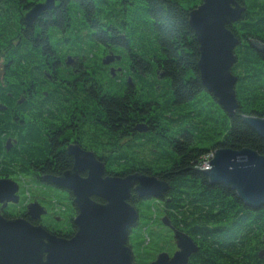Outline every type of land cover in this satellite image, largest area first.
Here are the masks:
<instances>
[{"label":"trees","instance_id":"1","mask_svg":"<svg viewBox=\"0 0 264 264\" xmlns=\"http://www.w3.org/2000/svg\"><path fill=\"white\" fill-rule=\"evenodd\" d=\"M43 1L0 0V62L6 63L8 74V87L0 92V104L6 101V93L16 100L7 106L8 113L0 111V133L7 132L16 142L5 153L0 169L58 174L70 166L65 158L58 165L50 164L48 158L57 150L50 153V146L33 143L34 126L28 131V142L18 138L17 99L25 93L26 101L33 102L30 93L34 84L50 75L52 48H59L57 54H61L69 46L114 47L110 54L120 59L113 62L126 71L124 83L130 79L133 85L124 98L117 97L122 94L121 88L115 92L103 86L100 70L117 87L111 73L101 69L105 65L99 53L90 50L85 54L89 63L85 68L89 73L84 78L90 88L88 93L98 96L95 101L103 111L100 119L105 124V138L114 144L105 151L115 161L105 164L106 173L154 176L167 184L164 195L171 200L170 222L197 247L187 264H264V205L258 210L245 207L234 192L210 185L203 172L210 155L218 149H251L264 156V141L245 122L246 118L264 119V53L254 47L264 45V0H239L245 12L228 27L238 41L233 50L236 62L231 68L237 79L234 92L238 107L233 117L204 89L197 72L198 45L187 21L188 11L201 0H125L123 6L127 9L120 10L122 17L116 20L110 15L122 0H56L52 10L27 28L25 14ZM116 23L120 32L115 29ZM54 52L56 55L55 49ZM61 55L66 62L65 54ZM77 78L76 75L71 85L78 93L81 82ZM42 92L38 90L39 95ZM101 94L103 97H99ZM134 99L136 104L130 103ZM133 110L138 113L136 122L132 121ZM149 110L154 130L138 133L140 145L120 143L130 137L140 117L148 115ZM11 115L15 124L7 123ZM4 144L2 140L0 148ZM147 149L149 154L145 156ZM146 201L153 199L132 195L129 203L136 209L138 203ZM11 208L15 206L9 205L2 212L5 218L25 217V211ZM39 226L58 237L68 238L72 233L69 229ZM134 234L129 231V247ZM132 259L133 264H146L138 261L133 252Z\"/></svg>","mask_w":264,"mask_h":264},{"label":"water","instance_id":"2","mask_svg":"<svg viewBox=\"0 0 264 264\" xmlns=\"http://www.w3.org/2000/svg\"><path fill=\"white\" fill-rule=\"evenodd\" d=\"M55 2L44 0L35 4L24 16L25 26L31 28L44 12L54 8ZM244 12L239 0H201L188 11L187 23L198 45L196 68L201 85L229 117L234 116L238 107L234 92L237 79L231 73L238 41L228 27L240 20ZM254 47L264 53V45ZM119 59L108 54L101 62L107 66ZM113 71L111 68L110 73ZM245 122L264 141V119L246 118ZM135 130L147 131L143 125ZM10 147L7 143L6 149ZM69 154L73 157L72 169L44 180L72 193L78 209L73 219L75 233L71 238L58 237L23 217L5 218L2 211L8 204L19 202V187L12 180L0 179V264H133L127 238L137 224L138 212L129 203L130 197L162 199L167 184L154 176L137 173L109 175L92 153L75 149L69 150ZM207 165L209 169L203 172L210 185H221L234 192L252 210L264 205V156L251 149H218L210 155ZM83 171L87 176L80 178ZM45 214L36 202L26 207L30 220L37 221ZM161 223L168 226L165 217ZM173 239L177 248L173 256L160 253L150 264H186L196 253L197 247L186 234L174 231Z\"/></svg>","mask_w":264,"mask_h":264},{"label":"flooded vegetation","instance_id":"3","mask_svg":"<svg viewBox=\"0 0 264 264\" xmlns=\"http://www.w3.org/2000/svg\"><path fill=\"white\" fill-rule=\"evenodd\" d=\"M124 3L125 0H122L115 6V12L110 15L112 16L113 20L120 19L122 17L119 11L127 9L123 6ZM132 4H134V1L132 2ZM104 12L107 13V9H104ZM117 28L118 23H116L115 29L117 32H120V30H118ZM54 49L56 51V55H54ZM58 50L59 48L54 47L52 48V51L50 53L51 58L54 59L53 63H51L49 66L50 75H46L45 73H43L44 75H46V78L43 79V81L37 80L36 84H34V91L30 93L33 102L28 103L26 101L27 95H25V93L22 94V96H19V98L17 99V109L20 117V127L18 126V129L20 128V134L18 135V138H21L22 140H26V142H28V140L26 139L27 134H29L28 131L31 126H34L36 137L33 143H35L36 146L39 147L48 145L50 146V153H53V151L57 150L56 152L57 154H59V157L57 154H55L48 158L50 164L58 165L62 161L61 159L65 158L67 162H69L70 166L58 174H52L46 171L40 173L32 169H28L26 172L23 171V173L19 171L11 173L3 172L0 169V179H23V177L32 176L33 180L36 181L42 188L62 193V195H64L66 198V202L68 203L69 211L71 210L72 212V216L68 220V229L72 230V233L68 238H71L76 231V228L73 224V219L78 215L77 206L74 204V197L70 191L66 190L65 188L58 187L48 181H45L44 179L59 177L64 172L72 169L73 157L71 154H69V150L77 149L84 153H92L95 160L103 163L104 165L106 163L108 164L115 162L112 161V159L105 153V149L109 150L110 146L113 147L114 144H112V140L110 138H106L107 140L105 139V124L100 119V115L103 111L98 105V102L95 101V98L98 96L88 93L90 88L87 86V80L84 79L86 76H88L89 73L88 70H85V68H88L89 66V63L85 61V54L90 50H93L95 52L99 50V53L101 50V52L103 51L106 55H108L111 52L115 51V48L111 46H98L94 47V49L88 46L65 47L64 50L70 52L66 53V51L63 50L61 52V54H65L67 60L66 62H63L61 54H57ZM6 66V63L2 61L1 77L4 84L0 86V92H5L8 87V74L5 73ZM107 68L108 73L109 69L111 68H113L114 71L120 69V71L118 70L117 73L113 72L114 74H111L112 79L116 80L114 81V83L119 89L121 88L122 91V94H118L117 97L124 98L125 96H127V94L129 96V92H131V88L133 87V85L130 79H128V82L126 84L124 83L123 78L124 76H126V71H124L121 64L112 62ZM76 75L78 76L77 79H79L81 82V87L79 89L80 92L78 93L76 92V87H73V85H71L76 81ZM64 81L67 82L64 84V86H62L61 82ZM38 90L43 91L42 95H39ZM99 97H103L102 94ZM130 97L134 98L131 95ZM14 99L15 98H13V95L11 93H6V101L0 104V107L3 108L2 113H8L7 106H9V104H14L16 101ZM91 101L93 102L92 107H96L97 110H94L93 108L90 109ZM130 103L136 104V100H131ZM147 113L148 115L146 114L143 117H140L138 124L143 125L147 129L146 133L148 134V131H150V129L154 130L155 121L153 120L152 110H149V112ZM137 114L138 113L136 110L132 111V117H135V119H133L132 121L136 122ZM7 123L15 124L13 115L8 117ZM149 124H152L151 127L153 129L149 126ZM137 127L138 125L136 124L133 128V133L130 134V137L120 140V143L128 146H136L138 132L135 129ZM11 138L12 137H10L7 132L5 133V131L0 133V142L2 140H5V144L2 148H0V164L4 162L5 153L8 154L9 150L12 148L11 143L16 144L14 139ZM7 143H9V145L11 146L8 150L6 149ZM23 145L26 146L27 144L24 143ZM102 147L105 148H103L102 150L98 149ZM86 176V171L79 173L80 178H85ZM160 201L162 202L163 215L168 223V226L164 227L172 234V236L174 235V231L181 232L171 224L168 216L169 205L171 202L170 198H167L166 195H163L162 200ZM34 202L38 203L44 209L47 208V206H45V204L40 200L33 199L32 201L25 204V206L23 207V211H25L26 213V207ZM96 202L101 203V200ZM45 211L46 214L37 221L30 220L26 216V214L23 218H25L33 225H44V222H47L46 219L48 214V211L46 209ZM53 220L55 223H58L60 221V219L56 216L53 217ZM172 241L175 249L171 255L166 253L169 257H172L174 252L177 251L173 237Z\"/></svg>","mask_w":264,"mask_h":264},{"label":"rangeland","instance_id":"4","mask_svg":"<svg viewBox=\"0 0 264 264\" xmlns=\"http://www.w3.org/2000/svg\"><path fill=\"white\" fill-rule=\"evenodd\" d=\"M96 53H99V50H97ZM105 55L106 54L103 51L101 52L100 50V53L97 55L100 58V62L105 57ZM108 66L109 65L104 66L105 69L101 68L102 70L104 69L103 72H108ZM100 73L104 75V77L100 79L103 83V86H106L107 88L114 90L115 92L120 90L112 85L109 79H106V72L102 73L100 70ZM1 75L2 69L0 62V86L4 84ZM112 87H115V89H113ZM140 144L141 143L139 142V140H137V145ZM105 147L98 149L102 150ZM138 149L141 150L142 148L139 147ZM148 154L149 153L147 149L145 150V156H148ZM207 169H209V166L205 164L203 166V171ZM11 180L14 181L19 187V191L17 194L19 202L17 204H9L11 206H15V208H11L12 211L14 209L23 211V207L27 202H30L33 199H38L43 202L45 206H47V208H45L48 211L46 219L47 222H44V226L46 225L51 229H55L58 227L59 230L69 228L68 220L72 216V212L71 210L69 211L68 203L66 202V198L64 195H62V193L42 188L36 181L33 180L32 176L23 177V179L13 178ZM136 210L138 212V220L136 226L132 229V232H134L135 234L131 235L129 240V245L131 247L130 249L131 252H133V255L137 258L138 261L146 264L153 262L157 255H159L160 253H167L171 255L175 249L172 241L173 236L161 223L164 215L162 202L160 201V199L146 201L145 204L138 203ZM54 216L60 219L58 223L54 222ZM141 241H143L142 244H140Z\"/></svg>","mask_w":264,"mask_h":264},{"label":"built area","instance_id":"5","mask_svg":"<svg viewBox=\"0 0 264 264\" xmlns=\"http://www.w3.org/2000/svg\"><path fill=\"white\" fill-rule=\"evenodd\" d=\"M210 158V157H209Z\"/></svg>","mask_w":264,"mask_h":264}]
</instances>
